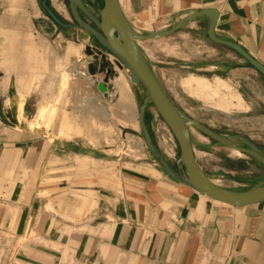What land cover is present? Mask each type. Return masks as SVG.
Listing matches in <instances>:
<instances>
[{"label":"crops","instance_id":"0c3cea01","mask_svg":"<svg viewBox=\"0 0 264 264\" xmlns=\"http://www.w3.org/2000/svg\"><path fill=\"white\" fill-rule=\"evenodd\" d=\"M13 1L27 7L30 27L44 41L33 43L35 50L42 55L50 47L64 54L55 71L61 81L59 97L68 101L66 91L76 76L93 77L87 68L91 58L45 14L41 0ZM13 1L0 0V264H264V200L234 206L173 179L148 150L139 112L131 117L123 103L117 120L130 124L117 123L116 137L114 112L74 120L66 109L56 118L47 113V105L39 107L38 85L25 69L30 62L20 66L22 52L4 48L9 38L2 20ZM47 1L60 13L53 0ZM119 1L130 23L143 33L215 8L218 36L239 43L264 64V0ZM208 24L201 16L178 30L187 29L188 37L196 36L203 48L190 46L186 60L157 58L153 63L139 45L166 92L171 75L175 86L167 94L187 115L200 120L180 105L206 104L183 84L194 75L230 95L223 99L234 97L236 105L220 107L221 114L245 111L263 118L264 76L236 50L211 40ZM79 51L84 54L78 61L85 64L70 71L68 59ZM116 81L123 102L131 96L123 70ZM107 86L105 98L115 89L110 81ZM90 100L98 104L97 98ZM240 101L245 109L238 107ZM145 120L154 141L177 166L180 155L166 153L161 134L165 123L153 103ZM207 126L225 136L248 137ZM192 137L201 168L219 185L244 190L264 180V165L252 156H234L233 148L199 130H192Z\"/></svg>","mask_w":264,"mask_h":264},{"label":"water","instance_id":"95a60500","mask_svg":"<svg viewBox=\"0 0 264 264\" xmlns=\"http://www.w3.org/2000/svg\"><path fill=\"white\" fill-rule=\"evenodd\" d=\"M70 13L75 23L67 22L47 0H41L42 6L52 20L64 29H77L89 34L90 42L86 44L85 53L91 57L88 62V72L97 76L106 70L104 79L99 81L100 91H108L107 83L114 72L108 54H113L117 64L129 71L130 79L134 84H141L146 91V97L139 109V119L145 143L153 158L173 179L190 185L202 194L215 200L234 206H244L264 200V180L257 181L244 190H234L223 187L213 181L201 168L196 157L191 127L216 140L217 143L229 146L244 152L264 165V151L245 136H225L213 128L196 120L179 110L157 77L153 66L139 45V41L170 36L189 22L198 17L209 19L207 28L211 40L227 45L236 50L248 64L264 76V64L248 52L242 45L232 40L218 36L216 25L219 11L215 8H202L183 17L172 26L139 32L130 23L119 0H104L103 6H89L85 0H68ZM93 8V9H92ZM85 16V17H84ZM96 41V44H93ZM101 63L102 66H99ZM153 103L158 113L173 132L180 147V157L177 166H174L154 141L146 123L147 107Z\"/></svg>","mask_w":264,"mask_h":264},{"label":"rangeland","instance_id":"374dc122","mask_svg":"<svg viewBox=\"0 0 264 264\" xmlns=\"http://www.w3.org/2000/svg\"><path fill=\"white\" fill-rule=\"evenodd\" d=\"M85 1L89 6L93 5L91 4V2L89 3L87 0ZM53 2L63 19L70 23L76 22L72 14L70 13L68 0H53ZM92 2L96 3V0H92ZM45 14L48 13L46 12ZM2 24L5 27V31L9 38V43L8 45L6 44L4 48L6 49V51L20 50V53L22 52L20 58L18 59L20 66H27L28 62H30L29 67L25 69H28L30 72H32L34 81L38 85V88L35 89L36 101L37 103H39V107L47 105L48 109H50L51 112L47 113L57 118L59 116V112H61L62 109H66L71 113V118L75 120L76 117L81 118L84 117V115L86 117H95L96 115L99 117V115L106 114L107 111H109L110 113L114 112L116 116V137L118 134L117 132L119 131L117 123L130 124L125 120H117V114L127 112L131 117L132 115L134 118L137 117L142 101L146 97V91L141 84H134L131 81L129 71L118 66L116 60L109 64V66H113L114 68V72L110 75L109 79L111 85L115 87V89H113L111 93V97L105 98L104 92H100L97 88L98 82L104 79L105 75L107 74L105 70L102 73H99L97 76H93L91 79H82L76 76L71 81V85H69L67 88L66 92L67 96H69V99L68 101H66L65 97H59L61 81L55 71L57 69L58 58L63 57L64 54L55 53L53 50H51L50 47V49H46V53L42 55L35 50L32 44H42L44 41H42V38L30 27V13L27 7L19 6L14 1L11 2L10 8L4 13ZM64 32L67 34V38L75 37V41L79 47V50L82 47L86 49V44L90 42L89 34L85 31H78L77 29H66ZM188 35L189 33L187 29H184L181 31H177L170 36L159 37L151 39L150 41L140 42L147 49V52L152 58L153 63L156 62L155 60H157V58H162V60L169 62H178L181 60H186V58H188L187 54L188 48L190 46L195 45L198 49H203L198 47L199 43L195 40L197 38L196 36L191 35L188 37ZM93 44H96V41H93ZM82 53L84 54V52L79 51L76 56L69 57L68 64H66V66L70 71L77 72L78 70H81V67L85 63L84 61L79 62L78 58L80 54L82 55ZM176 56L184 59L177 60ZM31 64L32 66H30ZM121 70H123V72L125 73L128 85L131 90V96L124 99L123 102L121 101V92L116 81L117 76L121 74ZM168 79L169 81H167L165 85L167 87V93H170V95H172L173 91L171 88L173 87V85L175 86V83L171 78V75H169ZM192 94L198 96L201 100H204L206 104H201V101H188V104H182L179 106L180 108L188 109L191 114L200 118V120L198 119L200 122L206 125H210L218 131H221L222 133L230 135L245 133L246 135H248V138L250 137V139L254 143L264 147V117L262 118V115L257 118L255 115L248 114L245 111L233 112L228 116L225 114H221L218 111L220 107H223L225 109H228L230 107V105H227L225 103H222V105L220 103L223 101L222 99L224 96H230L225 95V93L222 91L221 94L219 93L217 95L203 94L201 92H192ZM93 97L97 98L98 104H96V101L91 102L90 99ZM123 103H125L126 106V108H124V112L122 111ZM134 107L135 113L133 109L132 114V108ZM238 107L243 109L246 108L241 104L238 105ZM100 122L101 121H99V126H101ZM163 122L165 123V121ZM192 130L194 132H197L198 129H196L195 127H191V131ZM161 134L163 136V139H167L168 143L172 146V150L174 151L175 155L178 157L180 155V147L178 141L176 140L173 132L166 123L161 129ZM230 152H232L234 156H250L241 151V153H237L235 152V149L230 150Z\"/></svg>","mask_w":264,"mask_h":264},{"label":"bare ground","instance_id":"6f19581e","mask_svg":"<svg viewBox=\"0 0 264 264\" xmlns=\"http://www.w3.org/2000/svg\"><path fill=\"white\" fill-rule=\"evenodd\" d=\"M120 81H118L119 83ZM183 84L186 88L194 91V92H201L203 94H219V91L217 88L213 86V84L208 80L204 78H200L197 76H190L189 78H186L183 80ZM223 102L230 106H235L236 103L233 102V98L229 97L226 99H223ZM239 105L242 104L241 101L238 103ZM164 148L166 149V152L172 153V146L166 141L164 143ZM235 152L241 153L240 150L235 149ZM217 201V200H216Z\"/></svg>","mask_w":264,"mask_h":264},{"label":"built area","instance_id":"2783aa9c","mask_svg":"<svg viewBox=\"0 0 264 264\" xmlns=\"http://www.w3.org/2000/svg\"><path fill=\"white\" fill-rule=\"evenodd\" d=\"M165 27V26H164ZM161 29H164V28H161ZM108 60L112 63V62H114V60H116V62H117V59H116V57L113 55V54H111V53H109L108 54ZM98 65L99 66H102V64L101 63H98ZM163 137V136H162ZM164 141L166 142L167 141V139H165L164 138ZM166 151V150H165ZM173 151V150H172ZM167 153V152H166ZM169 155V154H168ZM171 156V155H170ZM172 156H176L175 155V153H174V151H173V155Z\"/></svg>","mask_w":264,"mask_h":264},{"label":"trees","instance_id":"16d2710c","mask_svg":"<svg viewBox=\"0 0 264 264\" xmlns=\"http://www.w3.org/2000/svg\"><path fill=\"white\" fill-rule=\"evenodd\" d=\"M143 102V101H142Z\"/></svg>","mask_w":264,"mask_h":264}]
</instances>
